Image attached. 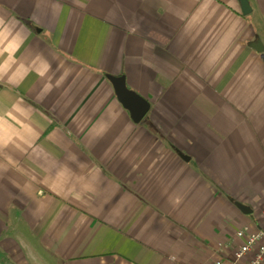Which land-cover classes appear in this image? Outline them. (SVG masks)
I'll return each mask as SVG.
<instances>
[{"label": "crops", "instance_id": "crops-1", "mask_svg": "<svg viewBox=\"0 0 264 264\" xmlns=\"http://www.w3.org/2000/svg\"><path fill=\"white\" fill-rule=\"evenodd\" d=\"M249 1L0 0V264L234 261L264 228ZM108 75L150 102L141 122Z\"/></svg>", "mask_w": 264, "mask_h": 264}, {"label": "water", "instance_id": "water-1", "mask_svg": "<svg viewBox=\"0 0 264 264\" xmlns=\"http://www.w3.org/2000/svg\"><path fill=\"white\" fill-rule=\"evenodd\" d=\"M242 13L244 15H249L252 12V5L249 0H239ZM251 46L258 52L264 51V46L260 41V38L256 36L255 40L252 41ZM108 79L112 82L114 86L115 93L118 100L122 105L128 109L134 122H141L150 111L151 104L143 96L136 93L134 90L130 89L126 84L125 77L108 75ZM236 205L244 212L250 213L252 210L249 206L244 205L240 202H236Z\"/></svg>", "mask_w": 264, "mask_h": 264}, {"label": "built area", "instance_id": "built-area-1", "mask_svg": "<svg viewBox=\"0 0 264 264\" xmlns=\"http://www.w3.org/2000/svg\"><path fill=\"white\" fill-rule=\"evenodd\" d=\"M237 237L242 242L235 251L234 261L227 262L221 258L213 264H239L241 260L250 254H253V258L249 264H264V228L256 231L245 228L237 231Z\"/></svg>", "mask_w": 264, "mask_h": 264}]
</instances>
